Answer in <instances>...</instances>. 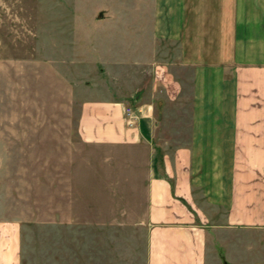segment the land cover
Wrapping results in <instances>:
<instances>
[{
	"label": "rangeland",
	"instance_id": "1",
	"mask_svg": "<svg viewBox=\"0 0 264 264\" xmlns=\"http://www.w3.org/2000/svg\"><path fill=\"white\" fill-rule=\"evenodd\" d=\"M152 10L0 0V224H19L20 264H147V152L85 142L77 124L83 101L151 87ZM209 232L208 264H264V227Z\"/></svg>",
	"mask_w": 264,
	"mask_h": 264
},
{
	"label": "crops",
	"instance_id": "2",
	"mask_svg": "<svg viewBox=\"0 0 264 264\" xmlns=\"http://www.w3.org/2000/svg\"><path fill=\"white\" fill-rule=\"evenodd\" d=\"M152 36L151 87L83 101L77 131L146 150L147 264H208L210 228L264 227V0H153ZM0 264H20L15 221Z\"/></svg>",
	"mask_w": 264,
	"mask_h": 264
},
{
	"label": "built area",
	"instance_id": "3",
	"mask_svg": "<svg viewBox=\"0 0 264 264\" xmlns=\"http://www.w3.org/2000/svg\"><path fill=\"white\" fill-rule=\"evenodd\" d=\"M124 113L126 116V121L128 124H133L136 117H137V112L131 105H126L124 107Z\"/></svg>",
	"mask_w": 264,
	"mask_h": 264
},
{
	"label": "water",
	"instance_id": "4",
	"mask_svg": "<svg viewBox=\"0 0 264 264\" xmlns=\"http://www.w3.org/2000/svg\"><path fill=\"white\" fill-rule=\"evenodd\" d=\"M98 17L101 18L102 17V12L98 13Z\"/></svg>",
	"mask_w": 264,
	"mask_h": 264
}]
</instances>
